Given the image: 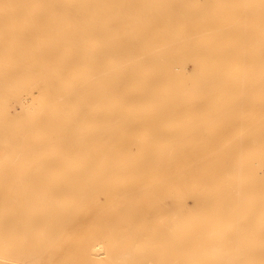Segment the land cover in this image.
Instances as JSON below:
<instances>
[{
  "label": "bare ground",
  "instance_id": "bare-ground-1",
  "mask_svg": "<svg viewBox=\"0 0 264 264\" xmlns=\"http://www.w3.org/2000/svg\"><path fill=\"white\" fill-rule=\"evenodd\" d=\"M262 143L264 0H0V264H264Z\"/></svg>",
  "mask_w": 264,
  "mask_h": 264
},
{
  "label": "rangeland",
  "instance_id": "rangeland-1",
  "mask_svg": "<svg viewBox=\"0 0 264 264\" xmlns=\"http://www.w3.org/2000/svg\"><path fill=\"white\" fill-rule=\"evenodd\" d=\"M96 1H109V0H96ZM113 1H118V2L131 1V2H133V3H134V2L136 3V2H146V1L153 2V1H161V0H113ZM137 7L140 8L141 6H137ZM128 8H129V7H122V8H120V9H128ZM204 8H205V6H204ZM130 16H131V14H118V15L116 14L114 17H116V18H127V17H130ZM152 16H153V15H152ZM256 16H258V15H251V17H256ZM98 17H99V19H103V18L108 17V15H103V14H101V15H99ZM150 17H151V16H150ZM233 17H236V16L233 15ZM186 67H187V72H188V73H191V72H192V69H191L192 64H191V62H188ZM36 95H37V93H36L35 91H33V92H31V94H30V98H33V97H35ZM30 98H27V99L25 100V105H26V106L29 104V102H30ZM251 102H252V101H251ZM245 106H246V107H247V106L249 107L250 105H245ZM245 106H244V108H246ZM20 110H21V106H20V105H16V106H15V111H16V112H19ZM254 117H255V118L250 117V118H252V119H250V118L248 117V125H247V126L244 125L245 128H246L248 131H247L246 129L243 128L244 131H245L246 133H248L251 129H252V130H257V128L259 129V125H258L259 123H258V120H256L257 117H256V116H254ZM249 119L251 120V122L256 121V122H257V125H255V127H257V126H258V127H257V128H251L252 126L254 127V124L251 123ZM253 119H254V121H253ZM249 122H250V123H249ZM256 122H254V123H256ZM246 124H247V123H246ZM249 124H251V125L253 124L252 126L250 125V126H251V127H250L251 129L249 128ZM249 129H250V130H249ZM245 132L243 133V136H242V137H243V138H242V139H243V140H242L243 142H246V139H247V138L244 139V137H249V136H247L248 134H246ZM248 141H251V140L247 139V142H248ZM243 142H241V141H240L239 143L236 142L237 144L233 143L232 145H233V146L245 147ZM198 143H199V145H202V146H204V145H205V146L210 145V143H208V141L203 142L204 144H203V143H200V142H198ZM240 143H241V144H240ZM245 144H247V145H246V148H248L249 145H251V144L255 147V144H256V143L253 144V142L251 141L250 144H248V143H245ZM262 144H263V143H262ZM256 146H257V144H256ZM263 146H264V144H263ZM254 147H251V148H254ZM250 150H251V149H250V147H249V151H250ZM252 150H253V151H251V152H254V151H255L254 149H252ZM254 154H255V155L252 154V156H253L254 158L257 157V156H256V154H257L256 151H255ZM257 158H258V157H257ZM252 159H253V158H252ZM255 159H256V158H255ZM253 161H256V160L253 159Z\"/></svg>",
  "mask_w": 264,
  "mask_h": 264
}]
</instances>
